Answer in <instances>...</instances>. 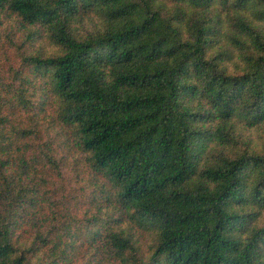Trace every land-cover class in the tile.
Returning <instances> with one entry per match:
<instances>
[{
  "label": "trees",
  "instance_id": "1",
  "mask_svg": "<svg viewBox=\"0 0 264 264\" xmlns=\"http://www.w3.org/2000/svg\"><path fill=\"white\" fill-rule=\"evenodd\" d=\"M86 256L264 264V0H0V264Z\"/></svg>",
  "mask_w": 264,
  "mask_h": 264
},
{
  "label": "rangeland",
  "instance_id": "2",
  "mask_svg": "<svg viewBox=\"0 0 264 264\" xmlns=\"http://www.w3.org/2000/svg\"><path fill=\"white\" fill-rule=\"evenodd\" d=\"M35 47L44 52H49L53 49V46L50 44V41L47 39V37L44 34H41L40 37H38L37 41L35 42ZM252 135L256 137L258 135V132L252 131ZM64 175L66 176L67 182L71 184L72 186H75L76 181H75V176H74L73 171L67 168ZM143 238H144V241L147 242V244L150 243L151 236L149 234L146 233ZM83 251H84V254H86V248H84ZM88 262H90V264H109L106 261H98L99 263L94 262V261H88L87 256L81 257L79 264H88ZM110 264H113V263L110 261Z\"/></svg>",
  "mask_w": 264,
  "mask_h": 264
}]
</instances>
